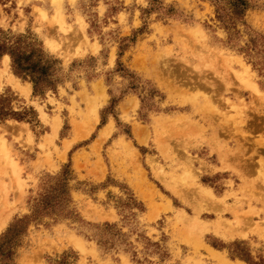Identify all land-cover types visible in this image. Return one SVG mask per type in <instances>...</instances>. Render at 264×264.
<instances>
[{
	"label": "rangeland",
	"instance_id": "374dc122",
	"mask_svg": "<svg viewBox=\"0 0 264 264\" xmlns=\"http://www.w3.org/2000/svg\"><path fill=\"white\" fill-rule=\"evenodd\" d=\"M248 3V26L238 24L236 35L217 20L215 0H0V29L29 36L46 59L57 61L55 90L34 96L32 84L11 72L9 57L0 59V96L9 98L13 111L25 109L29 122L0 121V239L31 216L42 189L54 187L68 163L70 195L66 206L28 221L7 264H118L120 256L122 264H157L153 256L163 250L145 237L141 225L147 224L137 218L141 207L124 185L113 187L130 173L142 184L151 182L145 193L153 204L149 223L169 212L168 248L176 264H246L229 260L245 257L264 263V0ZM230 38L246 55L227 45ZM120 50V63L132 74L116 66ZM4 83L12 89H3ZM125 91L123 98L130 97L117 102ZM179 109L189 113L173 119L170 111ZM141 124L153 133L149 146L173 165L177 161L168 173L156 157L142 158L139 144H146L148 133ZM207 131L244 147L227 148L237 167L229 168L223 155L221 170L231 174L226 180L200 177L194 167L191 149ZM160 192L171 201L158 209L153 199L165 200ZM211 211L220 212L216 222L200 218ZM223 211L231 221L221 219ZM130 225H136L132 233ZM207 233L225 242L252 236L218 244L227 259L204 246ZM104 241L119 247L103 252L97 242ZM129 243L133 250L124 247ZM205 243L216 244L211 236Z\"/></svg>",
	"mask_w": 264,
	"mask_h": 264
},
{
	"label": "trees",
	"instance_id": "16d2710c",
	"mask_svg": "<svg viewBox=\"0 0 264 264\" xmlns=\"http://www.w3.org/2000/svg\"><path fill=\"white\" fill-rule=\"evenodd\" d=\"M222 4L228 5L229 9L225 10ZM215 7L217 20L222 24L224 23L225 25L231 27V29L236 35H239V31L237 30L238 24H241L245 27L248 26L245 21V14L250 8L248 0H215ZM143 31L144 30H140L136 34L143 33ZM134 39L135 36H133V40H131L132 43H134ZM228 41L232 44L231 45L229 44V42H227L228 46L233 49L238 48V53L246 55L247 50H245L242 46L235 44V42H233L231 38L228 39ZM5 55L9 57L10 69L13 75H15L17 78L24 82L29 81L32 84V93L34 96H43L46 91L55 90L56 86L54 80L53 65L57 61H51L49 59H46L43 51L35 45V40H32L29 36L25 35H12L11 33H6L0 29V59H2V57ZM122 55L123 54L120 50L118 59L116 61V66L123 68L119 71H123L127 74H132L127 68H124L121 65L119 59ZM153 86L155 87V90L160 91L155 85ZM133 89L134 88L131 87L129 91H133ZM125 94H127V91L123 92V94H121L122 96L120 95L117 98V102L121 101ZM9 101V98L6 97L5 94L0 96V121L6 119H13L18 122H28L26 120L27 114L25 112V109L23 112H15L8 107ZM140 104L141 107L143 104H145L142 99L140 100ZM149 109L155 111L157 108L155 106H149ZM31 110L32 109H30V111ZM101 123H103V117H101ZM126 135L130 137L129 129L126 132ZM68 167L69 163L67 166H65V168H63L61 174H59V176L54 179V187L47 186V188L42 189L43 193L40 195V199H38L35 203L31 216H26L17 220L7 229L6 233L1 236L0 258L1 261L3 260V264H7V262H9L11 256V244H13V242L15 241V237H19L21 234H24L27 229L26 227L28 221H30L31 219H35L38 216H44L49 213H53L58 208L64 207L69 203L70 195L67 188L68 178H66V169ZM62 187L65 191L61 189ZM139 206L141 207L139 208V211L141 212L143 208L140 204ZM102 226L115 227L114 225H109L108 223H104ZM135 226L136 225H130L129 228L131 230V233L134 232V229H132V227ZM120 237L122 238L124 237V235L121 233ZM121 241L122 239L120 240V243H122ZM123 241L125 243V240ZM97 245L101 250H103V252L107 253L111 252L114 249H111V247L116 246L114 242L112 244H110V242L107 244L106 241H104L103 243L97 242ZM152 245L153 247H158L156 243H152ZM124 247L130 248L131 250L134 249L131 243L125 244ZM237 259L244 261L246 264H252L249 263V260L246 257Z\"/></svg>",
	"mask_w": 264,
	"mask_h": 264
},
{
	"label": "crops",
	"instance_id": "0c3cea01",
	"mask_svg": "<svg viewBox=\"0 0 264 264\" xmlns=\"http://www.w3.org/2000/svg\"><path fill=\"white\" fill-rule=\"evenodd\" d=\"M5 88L12 89V87L10 85H8L7 83H4V85H3V89H5ZM31 92H32V88H31ZM30 95H31V93H30ZM128 97H130V95L123 98V100H121L122 101L121 103H124L128 99ZM171 112L174 113L173 116H175L173 119L178 118L179 116H182V115H187L189 113L187 110H184V109L171 110L170 113ZM129 123H133V122H129ZM105 125H103L98 131H100ZM141 126L144 127L145 132L148 133L146 144L145 145L139 144L144 149V152H145L144 156L143 157L141 156V157L142 158H146L147 156H149L150 158L156 157V161L158 162V165L160 167H162V169L165 173H168L170 171V169H174V167L176 165H178L177 161L176 162L173 161L175 163V165H173V163H171L170 160H165L160 155V153L157 151V148L155 146H149V142L153 138L152 137L153 133H152L151 129H149L145 125L141 124ZM130 129H131V133H132V125H131ZM140 130H142L144 133L143 129L140 128ZM203 135H204L203 138H205V141L202 142L200 140L201 137H199L197 139L198 146L191 149V152H190L191 156L193 158L197 159L195 164H194V167L197 169H199V168L201 169L202 172H201L200 177H202L204 175V176H207L209 178H214V177L221 178L223 176V177H225L223 180H226L227 179L226 177H228V174H230V171H227L226 169L221 170L223 165H224V162L222 163L223 155H225V159L227 160L226 163H227L229 168L230 167L231 168L237 167L236 162L233 163L231 161L232 157H230V155H229L230 152L228 151V149H231V152H235L236 150L242 151L244 149V147L243 146L240 147V146H238V144H234L233 142L230 145V143L226 142V140L221 139L220 137L216 138L217 135L220 136L219 133H212V132L207 131ZM214 136H215V138H213ZM155 150L157 153L155 152ZM261 152L264 155V151L262 150ZM256 160L257 159L255 158L254 161H256ZM152 166L151 167L149 166L150 170L155 169L156 171H158L159 167H155L154 165H152ZM132 174L133 173L129 174L130 177L122 178V182H118V184L115 183L113 187L119 189L120 185H124L131 192L135 201L142 206L143 210L141 212L140 211L138 212L137 218H138V220L142 218L143 222L148 225V226L145 224L141 225V227L143 228V232L145 234V237L150 242H153V243L157 242L160 245V248L163 250V251L159 252L157 256H153V257L157 258L159 264H164V263L176 264L177 261L176 260L174 261V259L172 260L173 256L171 255V252L169 251V248H168V246L171 242L172 231L170 228H168L167 223L165 222V218L170 217L169 212L168 213L160 212L159 217L155 220V222L149 223L148 219H149V215L151 213V209L149 208V206L153 207V204H152V199H147L148 195H146L145 193L148 190H150L151 182L147 179H144L145 182H143L144 184H142L141 181L138 180V178H136L138 176H134V175L132 176ZM141 178H144V177L141 175ZM94 184L98 185L100 183H94ZM101 187H102V190L107 189L105 186H101ZM143 190H144V192H143ZM139 192L143 193L144 199H143V195H141ZM160 195L162 197H164L165 200L162 201L158 195L155 199H153V203H155L157 205L158 209L161 208L160 204L162 206H164L166 204L167 199H169L166 195H164L161 192H160ZM216 197L222 198V194H221V196H216ZM148 203H149V206H148ZM171 204H172V207L174 210H183L182 208L173 206V202H171ZM227 204L229 206H231L232 202H227ZM104 207L107 211H109L108 208H106L107 206H104ZM218 207L220 208V206H218ZM167 208L171 209V206L168 204ZM227 213L225 211L221 212V215H222L221 219L231 221L232 218L230 216H228ZM219 214H220V212H218V211H211L209 213H203L200 216V218L204 221H207V222H216L219 219L218 218ZM115 215H117V212H115ZM118 215H119V212H118ZM158 221H162V224H160V225L157 224ZM151 229L155 230V232H157L158 235H155L154 233H152L149 236L150 231H147V230H151ZM210 232H212V231H210ZM212 233L215 234L214 232H212ZM213 234H211V233L204 234V236L202 238L204 246H207L209 249L211 248L210 250H212L213 253H220V254L222 253L225 258H227L225 255V248L223 246L222 247L219 246L218 244L227 245V244H229L231 242H235V241H248L251 239V236H252V235H249L247 239H240L239 237H234L233 239H236V238H239V239H236V240L230 239L233 241L225 242L224 240H222L223 238L220 239L219 237L215 236L216 234L215 235H213ZM207 236H211L215 240L216 244L215 245L206 244L205 239H207ZM180 247H183V246H180ZM201 255H203V257H208V252L206 251V249H203V251L201 252ZM153 257L149 258V260L154 259ZM227 259H229V258H227ZM229 260L233 261V262L241 261L239 259H232V260L229 259ZM205 262L207 264H216V262H213L212 260H210V261L208 260ZM117 263L122 264L121 256H120L119 261ZM148 263H150V262H148Z\"/></svg>",
	"mask_w": 264,
	"mask_h": 264
},
{
	"label": "bare ground",
	"instance_id": "6f19581e",
	"mask_svg": "<svg viewBox=\"0 0 264 264\" xmlns=\"http://www.w3.org/2000/svg\"><path fill=\"white\" fill-rule=\"evenodd\" d=\"M6 58V57H5ZM7 59V58H6ZM12 79V78H11ZM14 80V79H13ZM18 84V82L16 83V85ZM17 86H19V85H17ZM22 88V87H21ZM23 91H24V89H23ZM26 93V92H25ZM137 105V103L135 104V106ZM90 112L93 114V115H95L96 116V106L95 105H92V107H91V110H90ZM96 118V117H95ZM59 126V125H58ZM58 126L56 127L55 126V128H54V130H55V132H54V130H52V132H54V133H56V131H57V128H58ZM106 131V130H105ZM106 135V134H105ZM4 224L2 225V224H0V231L4 228ZM226 261V260H225ZM228 263V262H227ZM242 264V263H241Z\"/></svg>",
	"mask_w": 264,
	"mask_h": 264
}]
</instances>
